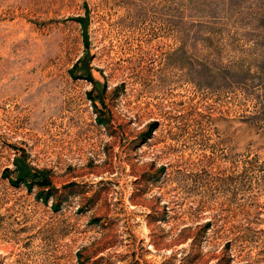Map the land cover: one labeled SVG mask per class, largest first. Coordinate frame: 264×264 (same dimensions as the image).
I'll list each match as a JSON object with an SVG mask.
<instances>
[{"label": "rangeland", "instance_id": "obj_1", "mask_svg": "<svg viewBox=\"0 0 264 264\" xmlns=\"http://www.w3.org/2000/svg\"><path fill=\"white\" fill-rule=\"evenodd\" d=\"M0 264H264V0H0Z\"/></svg>", "mask_w": 264, "mask_h": 264}, {"label": "trees", "instance_id": "obj_2", "mask_svg": "<svg viewBox=\"0 0 264 264\" xmlns=\"http://www.w3.org/2000/svg\"><path fill=\"white\" fill-rule=\"evenodd\" d=\"M79 22L82 23L84 22V20L82 18L79 19ZM82 71H84V73L86 72V68L85 67H82ZM154 127L151 128L150 132H149V135H151V133L154 131ZM58 210V209H57ZM208 226V225H207ZM205 226V227H207Z\"/></svg>", "mask_w": 264, "mask_h": 264}]
</instances>
